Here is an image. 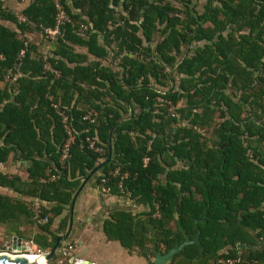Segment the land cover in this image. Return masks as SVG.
Segmentation results:
<instances>
[{"label": "trees", "instance_id": "16d2710c", "mask_svg": "<svg viewBox=\"0 0 264 264\" xmlns=\"http://www.w3.org/2000/svg\"><path fill=\"white\" fill-rule=\"evenodd\" d=\"M61 1L70 22L47 51L57 77L42 70L41 52L32 43L17 61L23 33L53 24L52 0H30L21 11L22 21L0 2V20L15 26L0 23V80L16 61L20 73L0 87V163L11 154L12 160L25 162L27 173L23 181L0 171V187L17 194H0V223L20 218L33 223L29 205L38 199L42 214L49 215L38 227L47 231L50 216L69 210L81 181L95 169L91 175L108 193L127 192L144 207L138 213L111 210L102 231L127 249L136 247L147 264H153L152 249L164 252L185 235L192 238L197 229L201 250L187 244L169 264H264V0H205L200 13L185 6L191 0H175L184 9L152 0L141 14L147 0ZM116 5L127 20L138 21L145 40L157 31L156 23L166 22L169 31L154 47L156 59L165 63L173 60L167 55L170 47L177 49L185 40L173 28L177 15L194 23L183 25L190 33L187 41L209 42L176 64L181 75L177 89L152 86L150 78H163L153 58L124 57L118 73L96 62L82 64L85 57L73 52L72 45L79 44L95 57L105 55L96 37L122 17L114 15ZM126 19L122 17L123 23ZM204 22L210 26L203 27ZM78 23L87 26L81 33ZM113 29L120 32L121 27ZM139 45L133 34L121 40L131 53ZM47 95L67 115L74 135L63 161L60 147L66 134ZM104 96L111 102H104ZM157 96L184 103L176 116H169ZM89 109L95 110L91 123L81 119ZM92 135L103 144L102 155L87 147L85 137ZM116 166L127 172L122 192L118 179L107 174ZM48 174L57 177L48 180ZM204 214V221L194 225L193 219ZM56 236H34L32 242L46 249ZM236 243L254 248L240 250Z\"/></svg>", "mask_w": 264, "mask_h": 264}, {"label": "crops", "instance_id": "0c3cea01", "mask_svg": "<svg viewBox=\"0 0 264 264\" xmlns=\"http://www.w3.org/2000/svg\"><path fill=\"white\" fill-rule=\"evenodd\" d=\"M0 2L2 8L13 12L18 18L22 15V9L26 6V4L20 0H0ZM161 3H164V1ZM167 3L176 9H184L185 6L192 7L200 13L203 10L205 0H201V2H198L197 4L189 2L185 6L183 3L175 0H167ZM215 3L216 2H213V4ZM140 10L139 14L141 13ZM113 13L116 16L119 15L126 19L125 12L120 5L113 6ZM177 16L179 17V22L176 23L173 28L184 34L185 40L179 41L177 49L171 46L170 50L167 51V55L173 57V60L170 63H165L158 58L156 59L158 54L154 48L155 44L166 36L169 31V29H165V21L156 23L155 26L157 31L153 33V36L150 37L149 40H145L141 34L138 21L135 22L133 20L126 19L127 22L123 23L122 17H119L114 25L107 26L108 33H97V43L105 50V55L103 57L93 56L87 52L86 47L83 45L73 44L72 49L73 52H76L81 57H85L84 60L81 61L82 64L87 62H96L98 65L106 66L112 71H116L118 73L122 70V58L124 57H134L138 59L145 57L146 60L147 58H153V60L159 64V69H161L160 72L163 74V78H158V80L150 78L152 86L162 89H177L181 75L176 72V64L181 60V58L192 55L196 47H201L203 44L209 43L203 38L199 40L187 41L190 33L184 29L183 25L189 24V19L181 15ZM140 19L141 18H139V20ZM0 23L9 28L15 29L14 24L11 22L0 20ZM116 24L121 27L120 32L114 31L113 26ZM131 25L137 28L131 29ZM189 26L193 27L194 23L192 22ZM206 26H210L208 22L203 23V27ZM130 34H133L140 39V47L136 53H131L127 51L124 46H121V40H126ZM23 35L25 40L28 41V44L32 43L37 46L38 51L41 52V57L44 53L49 55L47 51L53 47V41L46 40L42 33L36 30L24 32ZM19 75L20 73L18 72V67L10 72L5 69V73L0 80V87L9 85ZM102 99L104 102H111L108 96H104ZM183 103V100L180 99L176 105L178 107L183 105ZM132 106H134L133 103ZM25 166V162L12 160L10 154L5 162L0 163V171L8 175H17L21 180L25 181L27 180ZM91 174H89L86 179L84 178L85 180L83 179L84 182L83 180L81 181V186L79 187L77 194L75 196L73 195L71 210L69 207L68 211L63 209L61 213L57 215L53 216L50 214L51 219L47 227V231L41 230L40 227H36L32 222L30 223L24 218H20L16 229L20 231V234L17 235L21 237V241L24 243L25 247L30 249L34 236H39L40 238L49 240L52 235H62L67 233V236L62 239L59 244L65 242H71L73 244V251L70 256H68L70 257L69 260L77 258L85 259L89 260L93 264H147L146 259L139 253L135 252V249H137L136 247L127 249L122 246L118 240L108 239L102 231V221L104 218L108 217L110 211L113 209H123L122 203H133L135 198L129 197L127 192L120 194L103 193L100 190V185L96 182V174ZM3 188L4 187H0V189ZM7 190L10 193L8 196H17V194L13 191L9 189ZM49 205L50 204H48V206ZM67 212L69 214L66 219V226L61 229L62 222L64 221ZM70 217L71 224L69 226ZM8 240L9 238L6 241ZM29 240L31 243H29ZM35 247L38 246L35 245ZM55 258L57 259L56 262H64V260L67 262L68 260V258H61L57 255Z\"/></svg>", "mask_w": 264, "mask_h": 264}, {"label": "built area", "instance_id": "2783aa9c", "mask_svg": "<svg viewBox=\"0 0 264 264\" xmlns=\"http://www.w3.org/2000/svg\"><path fill=\"white\" fill-rule=\"evenodd\" d=\"M20 1L23 2L24 4H27L29 2V0H20ZM52 3L54 6L53 24L51 26L41 27L42 35L48 41H54L57 38V36L60 34L61 27L64 26L66 23L70 22L69 15L65 11L63 2L61 0H52ZM17 19L19 21H22L25 19V17L23 15H20V17L19 18L17 17ZM86 28H87L86 24L78 23L76 30L78 32H82ZM27 45H28V41L24 40L23 41V47L17 53V61H19V59L22 57L23 52H24V48ZM41 60L43 62V64H42V70L43 71L51 72L55 77H57L59 75V70L51 66L46 53L42 54ZM17 61L13 64L12 67L7 68L8 72H10L11 70L18 67L19 64ZM47 98L50 101V106L55 110V112L60 117L61 123L63 125L64 131L66 134V139L60 147V160L63 161L68 156V147H69L70 143L73 141L74 135H73L71 128L69 126L67 115L59 107L58 103L53 101L52 95H47ZM155 101L165 107V111L169 116H176L177 115L175 112L177 105L173 104L170 100L164 99L160 96H157L155 98ZM94 116H95V110L89 109L88 111H86L82 115L81 119L91 123L93 121ZM85 141L87 142V147L89 149H91L93 152H95L98 155L103 154L104 146L102 143H100L98 141L96 135L86 136ZM141 160H142L143 164H146L148 158L146 156H143ZM107 174L109 176L116 177L118 179L116 186H117V189L120 192H122L123 191L122 181L126 178L127 172L126 171L121 172L120 169L116 166V167L112 168L111 170H109L107 172ZM56 177H57V175H55V174H48L47 179L53 180ZM44 180H45L44 178H41V181H44ZM103 181H105V178L101 177L100 182H103ZM100 190L103 193H108V187H105L103 185H100ZM29 210L32 214V219L34 220L35 224L41 226V225H44L45 223H47L49 215L48 214H42V203L38 199H32L31 200L30 205H29ZM29 243H31L30 240H29ZM21 244L24 245V243H22V241H21ZM47 250H48V248L41 249L39 247H35V251H31V249H28L27 252L25 251L23 253H32L33 255H39L43 252H46ZM72 251H73V244L71 242H65V243L58 244V246L55 249V255H57L61 258H66V259L68 258V260H69L70 257H68V256H70ZM12 253H14V251H12ZM73 260L74 259H72V262H70V264H73ZM45 262H49V261H45ZM59 264H65V263L60 261Z\"/></svg>", "mask_w": 264, "mask_h": 264}, {"label": "water", "instance_id": "95a60500", "mask_svg": "<svg viewBox=\"0 0 264 264\" xmlns=\"http://www.w3.org/2000/svg\"><path fill=\"white\" fill-rule=\"evenodd\" d=\"M150 2L151 0H147V3L141 7V10H140L141 13L148 6ZM17 155H19L18 151H17ZM93 171H95V169H93L91 173ZM79 187L75 191L74 196L77 194ZM71 208H72V202L70 203V210ZM204 218H205V214L200 219L194 218L193 219L194 225H196L198 220L204 221ZM70 224H71V217L69 218V226ZM66 236H67V233L62 234V235H57L54 238L53 244L48 248V250L36 256H40L44 261H51L54 258L55 249L58 243L62 239H64ZM191 243L196 244L198 248L201 250V246L199 244V230L198 229L196 230L192 238H189L188 236L185 235L184 239L180 243H175L173 246H171L164 252H161L160 250H157V249H152L153 257L151 261L153 264H169L175 253L183 250L185 245L191 244ZM249 247L254 248V246L252 245L250 246L244 243H236V248L240 250L244 248H249ZM0 249H9L11 252V253L0 252V264H36V262L28 260L25 256H22V253H20V252H25V251L27 252L28 248L21 244V237L18 235H11L9 240L6 241L3 244V246H0ZM12 251H14V253H12ZM67 262L70 264L72 260H68ZM73 264H92V263L89 260L77 258L73 260Z\"/></svg>", "mask_w": 264, "mask_h": 264}, {"label": "rangeland", "instance_id": "374dc122", "mask_svg": "<svg viewBox=\"0 0 264 264\" xmlns=\"http://www.w3.org/2000/svg\"><path fill=\"white\" fill-rule=\"evenodd\" d=\"M191 2H193L194 4H197L198 2H201V0H191ZM0 194L8 195L10 193L8 192V190L6 188H3V189H0ZM122 204H123L122 205L123 209L124 210H128L131 213H138V212L144 210V207L141 204L137 203L135 200H134L133 203L130 202L128 204H124V203H122ZM33 224L36 227L39 226V225L35 224L34 222H33ZM16 229H17V223L14 222V221H5L3 223H0V244L3 241H6L8 238H10L11 235H15L16 234V232H15ZM21 233H22V230H21ZM32 244H31L30 249H31V251H35V244H33V245ZM256 245L259 246L260 242L258 241ZM135 252L138 253V250L135 249ZM20 253H23V252H20ZM55 256L56 255H54V258L51 261L47 262V263H49V264H59L60 261L56 262L57 259L55 258ZM152 257H153V255L149 256V259L151 260ZM61 262H63V261H61ZM63 263H67V262L64 260ZM67 264H69V263H67Z\"/></svg>", "mask_w": 264, "mask_h": 264}, {"label": "bare ground", "instance_id": "6f19581e", "mask_svg": "<svg viewBox=\"0 0 264 264\" xmlns=\"http://www.w3.org/2000/svg\"><path fill=\"white\" fill-rule=\"evenodd\" d=\"M22 256H25L30 261L36 262V264H49L45 262L40 256L33 255L32 253H22Z\"/></svg>", "mask_w": 264, "mask_h": 264}, {"label": "flooded vegetation", "instance_id": "af4514ba", "mask_svg": "<svg viewBox=\"0 0 264 264\" xmlns=\"http://www.w3.org/2000/svg\"><path fill=\"white\" fill-rule=\"evenodd\" d=\"M249 157H250V155H249ZM6 241H3L1 244H0V246H3V244L5 243ZM251 246V245H250ZM253 246V245H252ZM157 250H159V249H157ZM161 252H163L162 250H160ZM0 252H6V253H10V250L9 249H0ZM233 261H234V259H230L228 262L229 263H233ZM236 261H238V258H237V260ZM68 263V262H67ZM67 263H65V264H67Z\"/></svg>", "mask_w": 264, "mask_h": 264}]
</instances>
